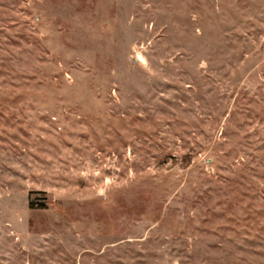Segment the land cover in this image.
Masks as SVG:
<instances>
[{
    "label": "rangeland",
    "instance_id": "374dc122",
    "mask_svg": "<svg viewBox=\"0 0 264 264\" xmlns=\"http://www.w3.org/2000/svg\"><path fill=\"white\" fill-rule=\"evenodd\" d=\"M0 264H264V0H0Z\"/></svg>",
    "mask_w": 264,
    "mask_h": 264
}]
</instances>
